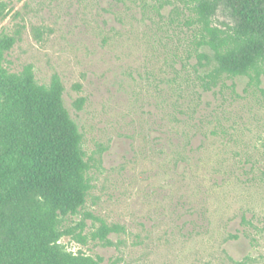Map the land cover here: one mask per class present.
<instances>
[{
  "label": "rangeland",
  "instance_id": "1",
  "mask_svg": "<svg viewBox=\"0 0 264 264\" xmlns=\"http://www.w3.org/2000/svg\"><path fill=\"white\" fill-rule=\"evenodd\" d=\"M171 1L157 12L153 0H0V34L18 36L7 66L60 78L91 158L69 224L96 231L91 214L123 227L109 244L63 243L104 264H264V99L246 78L203 91L192 15ZM214 23H231L223 7Z\"/></svg>",
  "mask_w": 264,
  "mask_h": 264
},
{
  "label": "trees",
  "instance_id": "2",
  "mask_svg": "<svg viewBox=\"0 0 264 264\" xmlns=\"http://www.w3.org/2000/svg\"><path fill=\"white\" fill-rule=\"evenodd\" d=\"M153 1L157 12L172 4ZM183 3L192 15L185 22L191 33L188 54L197 60L203 91L246 78L245 92L264 99V0ZM221 7L231 21L223 27L214 23ZM4 12L0 2V20ZM17 37L0 34V264H104L100 256L72 251L63 240L86 245L91 237L105 245L123 227L91 214L85 216L100 223L96 231L84 234V220L69 224L82 215L92 189L91 158L65 106L60 78L40 84L32 65L17 73L7 66Z\"/></svg>",
  "mask_w": 264,
  "mask_h": 264
}]
</instances>
